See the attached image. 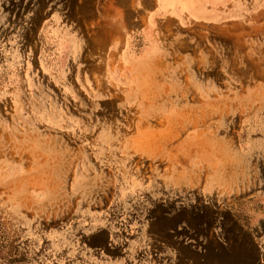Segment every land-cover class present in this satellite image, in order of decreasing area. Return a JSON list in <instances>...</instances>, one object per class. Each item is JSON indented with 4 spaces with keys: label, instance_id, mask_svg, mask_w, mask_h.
I'll list each match as a JSON object with an SVG mask.
<instances>
[{
    "label": "rangeland",
    "instance_id": "374dc122",
    "mask_svg": "<svg viewBox=\"0 0 264 264\" xmlns=\"http://www.w3.org/2000/svg\"><path fill=\"white\" fill-rule=\"evenodd\" d=\"M0 264H264V0H0Z\"/></svg>",
    "mask_w": 264,
    "mask_h": 264
}]
</instances>
